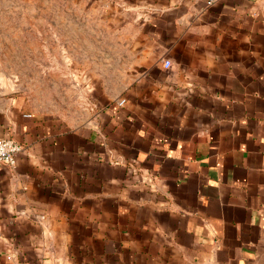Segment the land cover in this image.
<instances>
[{"label":"crops","instance_id":"1","mask_svg":"<svg viewBox=\"0 0 264 264\" xmlns=\"http://www.w3.org/2000/svg\"><path fill=\"white\" fill-rule=\"evenodd\" d=\"M96 3L88 102L0 96V264H264V0Z\"/></svg>","mask_w":264,"mask_h":264},{"label":"rangeland","instance_id":"2","mask_svg":"<svg viewBox=\"0 0 264 264\" xmlns=\"http://www.w3.org/2000/svg\"><path fill=\"white\" fill-rule=\"evenodd\" d=\"M96 1L0 0V96L53 111L88 102L90 79L71 70L77 56L108 53L109 17Z\"/></svg>","mask_w":264,"mask_h":264},{"label":"built area","instance_id":"3","mask_svg":"<svg viewBox=\"0 0 264 264\" xmlns=\"http://www.w3.org/2000/svg\"><path fill=\"white\" fill-rule=\"evenodd\" d=\"M214 0H207L210 4ZM170 61H165V66H169ZM124 99L120 101L123 103ZM23 149L21 143H19L15 138L10 136H0V162L9 165L10 167H15L17 164V153Z\"/></svg>","mask_w":264,"mask_h":264}]
</instances>
